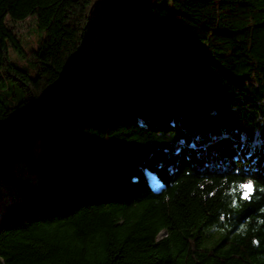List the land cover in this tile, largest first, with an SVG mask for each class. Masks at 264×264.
I'll list each match as a JSON object with an SVG mask.
<instances>
[{
	"label": "trees",
	"instance_id": "obj_1",
	"mask_svg": "<svg viewBox=\"0 0 264 264\" xmlns=\"http://www.w3.org/2000/svg\"><path fill=\"white\" fill-rule=\"evenodd\" d=\"M18 158L0 264H264V0H0V175Z\"/></svg>",
	"mask_w": 264,
	"mask_h": 264
},
{
	"label": "rangeland",
	"instance_id": "obj_2",
	"mask_svg": "<svg viewBox=\"0 0 264 264\" xmlns=\"http://www.w3.org/2000/svg\"><path fill=\"white\" fill-rule=\"evenodd\" d=\"M8 24L16 32L21 40L23 49L27 56L12 52V61L30 69L37 71V61L30 54L31 47L37 46L39 39L43 36L42 32L38 29V16L31 15L23 20H16L9 18ZM32 154L36 162L39 161L40 154V141L37 138L32 148ZM10 170L15 180H11L4 174L0 175V219L6 210V207L12 202L17 201L24 197L30 190V182H35L39 178V174L28 163L26 158H18L10 164ZM16 179H21L22 182L18 183ZM153 185H155L152 182ZM151 184V185H152ZM152 185V186H153ZM156 186V185H155ZM166 231H162L159 237L166 235ZM216 235V233H215ZM210 243L211 240H206Z\"/></svg>",
	"mask_w": 264,
	"mask_h": 264
},
{
	"label": "snow or ice",
	"instance_id": "obj_3",
	"mask_svg": "<svg viewBox=\"0 0 264 264\" xmlns=\"http://www.w3.org/2000/svg\"><path fill=\"white\" fill-rule=\"evenodd\" d=\"M253 182L252 181H248L247 183L245 184H241L239 185V188L242 190L243 192V198L244 199H248L252 192H253Z\"/></svg>",
	"mask_w": 264,
	"mask_h": 264
}]
</instances>
